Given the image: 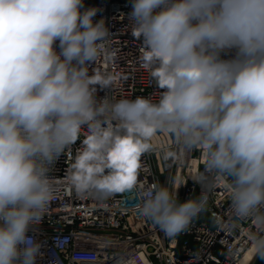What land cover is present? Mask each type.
<instances>
[{
  "label": "clouds",
  "instance_id": "clouds-1",
  "mask_svg": "<svg viewBox=\"0 0 264 264\" xmlns=\"http://www.w3.org/2000/svg\"><path fill=\"white\" fill-rule=\"evenodd\" d=\"M97 11L84 0H0V264L43 255L29 232L57 191L49 173L77 140L67 179L78 197L136 190L139 214L175 238L225 180L231 219L217 226L251 219L264 231V0H132L141 67L164 89L155 100H97L113 78L89 67L115 57ZM158 133L203 153L198 197L181 203L178 187L139 181ZM250 240L264 260V235ZM116 264L139 261L128 252Z\"/></svg>",
  "mask_w": 264,
  "mask_h": 264
},
{
  "label": "built area",
  "instance_id": "built-area-1",
  "mask_svg": "<svg viewBox=\"0 0 264 264\" xmlns=\"http://www.w3.org/2000/svg\"><path fill=\"white\" fill-rule=\"evenodd\" d=\"M85 8H96L93 21L104 20L109 31L111 60L101 57L89 67L113 78L111 88L97 85L98 101L146 96L158 99L164 89L141 67L142 37L136 38L130 26L132 0H84ZM59 42L55 47L59 51ZM234 55L229 53L225 59ZM153 150L141 158L139 181L145 186L159 183L178 187V201L198 197L202 191L192 178L204 170L199 149L185 151L171 135L158 133ZM81 140L62 154L49 173L57 191L47 212L29 235L42 243V256L36 264H116L123 253H134L139 264H238L251 247L250 235H264L257 222L236 221L237 227L221 230L216 221L231 219V198L227 181L219 180L209 191L207 211L190 228L175 238L166 237L136 210V190L107 200L78 197L68 182V173Z\"/></svg>",
  "mask_w": 264,
  "mask_h": 264
},
{
  "label": "bare ground",
  "instance_id": "bare-ground-1",
  "mask_svg": "<svg viewBox=\"0 0 264 264\" xmlns=\"http://www.w3.org/2000/svg\"><path fill=\"white\" fill-rule=\"evenodd\" d=\"M254 258L253 249L250 247L245 255L240 259L238 264H251Z\"/></svg>",
  "mask_w": 264,
  "mask_h": 264
},
{
  "label": "water",
  "instance_id": "water-1",
  "mask_svg": "<svg viewBox=\"0 0 264 264\" xmlns=\"http://www.w3.org/2000/svg\"><path fill=\"white\" fill-rule=\"evenodd\" d=\"M229 179H231V177ZM251 264H264V260L259 257H255Z\"/></svg>",
  "mask_w": 264,
  "mask_h": 264
}]
</instances>
